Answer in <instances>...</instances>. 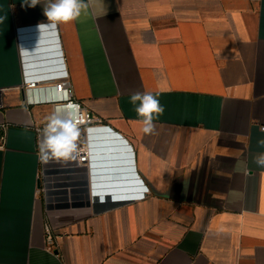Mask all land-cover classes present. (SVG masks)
Wrapping results in <instances>:
<instances>
[{"label":"crops","instance_id":"1","mask_svg":"<svg viewBox=\"0 0 264 264\" xmlns=\"http://www.w3.org/2000/svg\"><path fill=\"white\" fill-rule=\"evenodd\" d=\"M103 7L40 33L41 4L0 0V264H264V0ZM66 74L101 123L87 161L44 164L54 109L34 100Z\"/></svg>","mask_w":264,"mask_h":264},{"label":"clouds","instance_id":"2","mask_svg":"<svg viewBox=\"0 0 264 264\" xmlns=\"http://www.w3.org/2000/svg\"><path fill=\"white\" fill-rule=\"evenodd\" d=\"M24 4L32 8L38 4L43 6V14L48 23H40L37 26L40 33L48 29L56 30L60 24L77 20L82 12L86 13L90 7L95 10V6L100 5L99 14H104L106 11L103 0H24ZM62 98L69 102L55 107L42 129V139L38 140V156L44 164L50 161L67 162L78 155L81 108L80 105L70 101L67 93H64ZM137 101L139 105L135 111L143 118L140 121L143 125L142 131L146 135L153 134L155 132L153 120L163 114L164 108L156 95L151 92L133 93L131 102L136 104ZM261 130L264 131V128ZM258 143L264 146V139L259 140ZM253 159L258 166L264 167V153L255 155ZM237 167L239 168V165Z\"/></svg>","mask_w":264,"mask_h":264},{"label":"built area","instance_id":"3","mask_svg":"<svg viewBox=\"0 0 264 264\" xmlns=\"http://www.w3.org/2000/svg\"><path fill=\"white\" fill-rule=\"evenodd\" d=\"M41 80H43V79L27 80L24 83V88L27 91L28 90H35L38 88L40 89V86L38 84L42 82ZM49 81H52L53 83H52V85L45 87L44 92L47 94L48 92L52 91V96L48 97L46 94H44V96L42 98L34 100V101L39 100L40 102L42 101L46 104H50L53 106V109H55V107L57 105L66 104L69 102L68 100H64L62 98V95L64 93H67L69 98H70V101L80 105V108H81V122L79 124L80 133L82 131H84L86 133L90 127L100 125V123H101L100 119H97L88 109H86L85 107H82L81 104L74 98L73 87H72V84H71L67 74L62 76V77H59L57 79H54V80L49 79ZM53 92H54V94H53ZM50 95H51V93H50ZM6 127H7V124H5V123L0 124V148L4 147V145H5V139H6L5 129H6ZM76 157L80 162H85L89 159L88 145L85 142V140H83L81 134H80V137L78 140V155H76ZM45 232H46V240H47V243L49 245V249L52 250V248L54 246L53 245L54 244V238H53L52 229H51L49 224H47L45 226Z\"/></svg>","mask_w":264,"mask_h":264},{"label":"water","instance_id":"4","mask_svg":"<svg viewBox=\"0 0 264 264\" xmlns=\"http://www.w3.org/2000/svg\"><path fill=\"white\" fill-rule=\"evenodd\" d=\"M55 252H58L57 250Z\"/></svg>","mask_w":264,"mask_h":264}]
</instances>
